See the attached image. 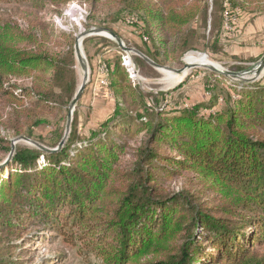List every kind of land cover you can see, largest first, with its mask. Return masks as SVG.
Listing matches in <instances>:
<instances>
[{
	"label": "trees",
	"instance_id": "trees-1",
	"mask_svg": "<svg viewBox=\"0 0 264 264\" xmlns=\"http://www.w3.org/2000/svg\"><path fill=\"white\" fill-rule=\"evenodd\" d=\"M30 1L44 6L68 0ZM127 1L142 11L145 42L154 35L152 25L181 37L202 8L198 0L161 9L152 0ZM227 1L233 22L234 8L243 10L245 2ZM62 37L64 45H50L45 31L0 26V98H8L17 134H24L21 117L30 122L28 138L47 123L25 102L64 106L75 95V39ZM153 39L154 50L149 45L141 53L163 65L156 60L162 44ZM177 51L172 44L163 59ZM122 69L116 62L113 109L90 136L79 139L73 126L58 151L16 145L0 168V264H17L12 251L33 235V225L105 264H264V84L236 90L210 113L204 103L162 109L158 96L122 85ZM25 77H32L30 86L18 83ZM136 102L135 111L125 112ZM122 132L132 140L143 136L133 146ZM0 149L8 158L12 143L1 133ZM186 174L198 184L178 190L165 184Z\"/></svg>",
	"mask_w": 264,
	"mask_h": 264
},
{
	"label": "rangeland",
	"instance_id": "rangeland-1",
	"mask_svg": "<svg viewBox=\"0 0 264 264\" xmlns=\"http://www.w3.org/2000/svg\"><path fill=\"white\" fill-rule=\"evenodd\" d=\"M180 1L152 0L155 9L177 5ZM198 1L202 6L201 11L197 13L195 20L182 29L181 37H178L176 31L167 28L157 30L155 25H152L154 35L152 39L148 36V42H145L141 34L143 30L140 29L141 9L134 10L127 0H99L95 5L88 0H68L59 5L49 2L44 6H36L30 0H0V26L9 24L25 31L31 29L45 31L51 40L50 45L54 42L58 45L62 42L64 45L63 33H71L75 42L82 32L87 33L81 48L88 69L86 71L75 53L74 68L77 74L75 94L83 83L86 72L87 84L74 109L71 124V130L76 126L78 138L84 139L90 136L91 129L99 127L113 109L115 95L110 87V75L116 62L120 63L122 71L127 74L126 80L118 78L122 85L130 83L134 88L149 93V96L154 94L161 103L159 107L171 106L175 110L187 104L204 103L207 104L206 113L218 111L224 107V100L228 96L236 97V90L257 83L264 84V70L260 74L255 73L256 66L264 55V0H241L245 2L246 7L243 10L234 8L233 22L230 20L232 14L227 13L229 8L227 0ZM93 28L112 30L122 39L125 47L145 53L149 45L154 50L153 38H156V42L162 44L161 55L156 58L163 62L162 66L182 69L185 66L186 55L193 52L207 55L219 67L237 75L220 74L206 66H196L185 70L184 73L187 75L182 81L170 85L166 82L165 73L161 69L154 67L140 54L124 50L108 35L90 34ZM162 38L168 41L165 45L161 41ZM172 44L177 46L178 51L174 55L168 54L167 58L163 59L164 53L170 50ZM131 68L134 70L129 71ZM31 81L32 77H25L19 79L18 83L30 86ZM125 91L131 96L129 91L132 90L126 87ZM73 98L71 100L65 98L63 102L67 104L64 106L54 102L45 108L29 101L25 102L24 106L31 110L32 115L47 120L45 125L33 128L34 134L30 139L40 141L51 148L55 147L58 138L65 134ZM6 99L8 100L7 97ZM6 99L0 98V133L13 140L25 136L29 131L30 122L21 117L18 122L24 134H17L15 114L12 113V107L8 105ZM138 106V102L127 103L125 112L135 111ZM116 134L119 136L118 132ZM120 136H126L128 144L134 146L136 144L134 140L142 137L143 133L135 136L133 140L129 139L125 132ZM16 145L35 147L22 139ZM5 155L0 149V164L6 160ZM191 183L195 186L198 184L191 174L165 182L171 190H178ZM31 228L33 235H27L25 241L24 239L21 241L24 246L16 247L12 251L14 254L18 253L17 264H105L91 253L87 254L68 244L55 232L37 233L36 225Z\"/></svg>",
	"mask_w": 264,
	"mask_h": 264
},
{
	"label": "water",
	"instance_id": "water-1",
	"mask_svg": "<svg viewBox=\"0 0 264 264\" xmlns=\"http://www.w3.org/2000/svg\"><path fill=\"white\" fill-rule=\"evenodd\" d=\"M104 32L108 33L111 36V38L114 39L124 50H127L129 52H133L134 51L135 53L140 54L141 56H143L145 58V60H147L150 64H152L154 67H156L158 69H167V70H170V71H174V72H176L178 74H181V73H184L185 70H189V69L194 68L196 66H206L207 68H209V69H211V70H213V71H215L217 73H220V74L233 75V76L237 75L234 72H230L228 70H224L221 67L216 66L214 64L199 65V64H195V63L185 62V66L182 69H175V68H171V67H168V66H162V65H159V64L155 63L153 60H151L149 57H147L143 53L139 52L138 50L125 47L124 44H123L122 39L112 30H108V29H105V28H99V29L93 28L89 33L90 34L91 33H93V34H103ZM86 34H87L86 32H82L80 34V36L77 38V40L75 42V53H76V56H77L79 62L82 64L83 67H85V69L87 71L88 67H87V64L85 62L86 58H85V56L83 54V51H82V48H81L82 41H83L84 36ZM263 70H264V55L262 56L261 60L258 62L257 66H256V69H255V73L256 74H260ZM87 78H88V73L86 72V75L84 77L83 83L78 88L73 100L70 103L65 134H64V137L61 140V142L58 144V146L55 147V148H50V147H47V146H45V145H43V144H41V143H39L37 141L31 140L30 138L25 137V136L13 139V140H11V143H12L11 153H10L9 157L3 163L0 164V168H2L4 165H6V163L11 159V157H12L14 151H15L16 144L21 139L25 140L27 142H30L36 148H38L40 150H43V151H46V152L58 151L65 145L66 139L68 138V136L70 134V131H71L72 115H73L74 109H75L78 101L80 100V98H81V96H82V94H83V92L85 90V86L87 84Z\"/></svg>",
	"mask_w": 264,
	"mask_h": 264
},
{
	"label": "bare ground",
	"instance_id": "bare-ground-1",
	"mask_svg": "<svg viewBox=\"0 0 264 264\" xmlns=\"http://www.w3.org/2000/svg\"><path fill=\"white\" fill-rule=\"evenodd\" d=\"M103 34L110 36L108 33H105V32ZM110 38H111V36H110ZM185 60L188 63H195V64H199V65L214 64V65L218 66V64L215 63L214 61H212L207 55H204L201 53L196 54V53L190 52L186 55ZM161 70L165 73V76H166L165 80L170 85H173L177 82L182 81L185 78V76L187 75V73H183V74L178 75L174 71H170L167 69H161Z\"/></svg>",
	"mask_w": 264,
	"mask_h": 264
},
{
	"label": "built area",
	"instance_id": "built-area-1",
	"mask_svg": "<svg viewBox=\"0 0 264 264\" xmlns=\"http://www.w3.org/2000/svg\"><path fill=\"white\" fill-rule=\"evenodd\" d=\"M134 70V68H131V70L129 69V71H133ZM131 74V73H130ZM160 108H163V107H160Z\"/></svg>",
	"mask_w": 264,
	"mask_h": 264
}]
</instances>
